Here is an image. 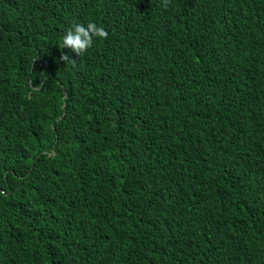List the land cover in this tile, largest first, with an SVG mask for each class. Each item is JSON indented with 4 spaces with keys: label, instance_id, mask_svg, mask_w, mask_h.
Segmentation results:
<instances>
[{
    "label": "trees",
    "instance_id": "obj_1",
    "mask_svg": "<svg viewBox=\"0 0 264 264\" xmlns=\"http://www.w3.org/2000/svg\"><path fill=\"white\" fill-rule=\"evenodd\" d=\"M0 264H264V0H0Z\"/></svg>",
    "mask_w": 264,
    "mask_h": 264
},
{
    "label": "clouds",
    "instance_id": "obj_2",
    "mask_svg": "<svg viewBox=\"0 0 264 264\" xmlns=\"http://www.w3.org/2000/svg\"><path fill=\"white\" fill-rule=\"evenodd\" d=\"M107 32L94 22L73 23L65 30L59 41V47L67 49L77 56L84 54L93 44L94 38H106ZM69 58L66 54L61 56L62 60ZM67 93L65 94L66 97ZM66 110H64V113Z\"/></svg>",
    "mask_w": 264,
    "mask_h": 264
}]
</instances>
